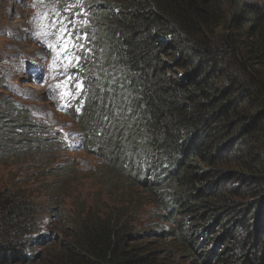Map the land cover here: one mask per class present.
I'll list each match as a JSON object with an SVG mask.
<instances>
[{
	"label": "trees",
	"instance_id": "trees-1",
	"mask_svg": "<svg viewBox=\"0 0 264 264\" xmlns=\"http://www.w3.org/2000/svg\"><path fill=\"white\" fill-rule=\"evenodd\" d=\"M89 8L99 81L85 82L94 98L77 124L111 140L90 154L146 192L170 227L136 230L121 207L64 218L59 239L5 184L0 264H178L152 238L183 246L193 264H264V0Z\"/></svg>",
	"mask_w": 264,
	"mask_h": 264
},
{
	"label": "rangeland",
	"instance_id": "rangeland-1",
	"mask_svg": "<svg viewBox=\"0 0 264 264\" xmlns=\"http://www.w3.org/2000/svg\"><path fill=\"white\" fill-rule=\"evenodd\" d=\"M86 3L0 0V192L5 184L24 190L38 208L41 233L59 239L67 217L95 211L105 217L121 207L131 209L136 230L160 234V225H170L158 218L149 195L83 150L82 132L65 114L82 94L78 68L92 63L93 76L97 65ZM93 77L95 84L99 78ZM101 141L111 151L109 138H89L87 145L100 147ZM163 239L150 243L157 251L172 249L178 264H193L181 257L183 246Z\"/></svg>",
	"mask_w": 264,
	"mask_h": 264
}]
</instances>
